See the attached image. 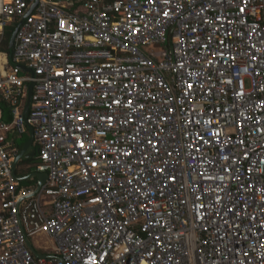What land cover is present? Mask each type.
<instances>
[{
  "label": "built area",
  "instance_id": "obj_1",
  "mask_svg": "<svg viewBox=\"0 0 264 264\" xmlns=\"http://www.w3.org/2000/svg\"><path fill=\"white\" fill-rule=\"evenodd\" d=\"M69 1L0 0V264H264V0Z\"/></svg>",
  "mask_w": 264,
  "mask_h": 264
},
{
  "label": "crops",
  "instance_id": "obj_2",
  "mask_svg": "<svg viewBox=\"0 0 264 264\" xmlns=\"http://www.w3.org/2000/svg\"><path fill=\"white\" fill-rule=\"evenodd\" d=\"M75 0L73 1H69L67 3V5L69 6V9H72V7L70 8V6H73ZM10 29H6V31H4V36L6 35V32H8ZM12 34H10V37H11ZM10 39V38H9ZM9 42V40H8ZM7 48H8V45H7ZM4 54L7 55V57L9 58L8 54H7V50L5 52H2V50L0 51V55H1V58L0 61L3 60L4 58ZM12 137L14 138V136L12 135ZM24 137V136H23ZM17 139H22V137H15V141ZM19 140H17V143H18ZM30 147V148H29ZM30 149V150H29ZM35 150V145L31 142V138H30V132L28 133V137L27 139L25 140L24 144H21V146L19 147V152L15 158V166H14V172L17 176V179L19 180L21 186H25V187H36L38 186V177L33 175L32 173H35V169H34V163L36 161V158L34 157V154L32 155V153L34 152ZM19 156H21L19 159H17ZM17 159V160H16ZM24 159H28V161H32V164H27V165H20V163H23L24 162ZM17 161V162H16ZM24 168L26 169H30L31 167H33V169H31L30 172H27V173H24L22 174L21 171H19L20 169L22 170ZM45 180V178L43 179V181ZM41 181V182H43ZM25 182V183H24Z\"/></svg>",
  "mask_w": 264,
  "mask_h": 264
},
{
  "label": "rangeland",
  "instance_id": "obj_3",
  "mask_svg": "<svg viewBox=\"0 0 264 264\" xmlns=\"http://www.w3.org/2000/svg\"><path fill=\"white\" fill-rule=\"evenodd\" d=\"M72 6H70V8H71ZM5 41V36L3 35V36H1V42H0V51H1V46H2V44H3V42ZM155 50H157V51H161V46H159V47H157ZM0 59H2L1 58V55H0ZM14 139H15V137H14ZM24 138H22V139H17V140H19L18 141V147H20L21 146V144H24V142H25V140H23ZM17 140H16V142H17ZM30 148V147H29ZM30 150V149H29ZM27 164H32V161L30 160V161H28V159L26 160V159H24V162L23 163H20V165L22 166V165H27ZM31 169H33V167H31L30 169H26V168H24L23 167V169L21 170H19V171H21L22 172V174H24V173H27V172H30L31 171ZM25 183V182H24ZM43 240H45V238L44 237H29V241H30V243H31V245L33 246V248L34 249H36L38 252H42V246H45V245H49L50 243L49 242H47L46 244L43 242Z\"/></svg>",
  "mask_w": 264,
  "mask_h": 264
},
{
  "label": "water",
  "instance_id": "obj_4",
  "mask_svg": "<svg viewBox=\"0 0 264 264\" xmlns=\"http://www.w3.org/2000/svg\"><path fill=\"white\" fill-rule=\"evenodd\" d=\"M14 36H15V32L12 33V35H11V37L9 39V42H8L7 54L9 56V59L11 58V54H12V47H13V42H14ZM30 94H31V85H29L28 88H27L26 109H25L24 113H26L27 107L29 105ZM33 154H34V152L32 153V155ZM20 157L21 156H19L17 159H19ZM32 174L38 177V179H39L38 181H40V182H38L39 183L38 186L42 183L41 181H43V179L46 178V174L44 172H42V173L35 172V173H32Z\"/></svg>",
  "mask_w": 264,
  "mask_h": 264
},
{
  "label": "trees",
  "instance_id": "obj_5",
  "mask_svg": "<svg viewBox=\"0 0 264 264\" xmlns=\"http://www.w3.org/2000/svg\"><path fill=\"white\" fill-rule=\"evenodd\" d=\"M12 31V30H11ZM11 31L9 30L8 32H6V35H5V41L3 42L2 46H1V50L2 52H5L7 50V45H8V40L10 38V34H11ZM28 137V135L26 134L24 137L23 140H26Z\"/></svg>",
  "mask_w": 264,
  "mask_h": 264
},
{
  "label": "bare ground",
  "instance_id": "obj_6",
  "mask_svg": "<svg viewBox=\"0 0 264 264\" xmlns=\"http://www.w3.org/2000/svg\"><path fill=\"white\" fill-rule=\"evenodd\" d=\"M35 153V152H34Z\"/></svg>",
  "mask_w": 264,
  "mask_h": 264
}]
</instances>
